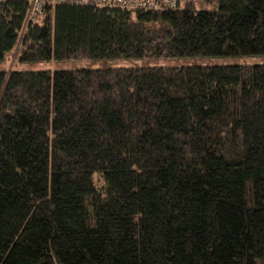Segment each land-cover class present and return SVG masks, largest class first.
Listing matches in <instances>:
<instances>
[{
  "label": "trees",
  "instance_id": "16d2710c",
  "mask_svg": "<svg viewBox=\"0 0 264 264\" xmlns=\"http://www.w3.org/2000/svg\"><path fill=\"white\" fill-rule=\"evenodd\" d=\"M0 1V61L264 56V0ZM0 264H264V63L0 70Z\"/></svg>",
  "mask_w": 264,
  "mask_h": 264
},
{
  "label": "rangeland",
  "instance_id": "374dc122",
  "mask_svg": "<svg viewBox=\"0 0 264 264\" xmlns=\"http://www.w3.org/2000/svg\"><path fill=\"white\" fill-rule=\"evenodd\" d=\"M264 56H191V57H142L118 59H65L19 62L16 48L0 61V70H57L78 68H107L135 66H195V65H226V64H261Z\"/></svg>",
  "mask_w": 264,
  "mask_h": 264
},
{
  "label": "built area",
  "instance_id": "2783aa9c",
  "mask_svg": "<svg viewBox=\"0 0 264 264\" xmlns=\"http://www.w3.org/2000/svg\"><path fill=\"white\" fill-rule=\"evenodd\" d=\"M3 1V0H0ZM27 5L24 25L36 21L41 15L45 5L58 3H71L91 5L97 7H117L139 10H159L163 8H175L186 0H21Z\"/></svg>",
  "mask_w": 264,
  "mask_h": 264
}]
</instances>
